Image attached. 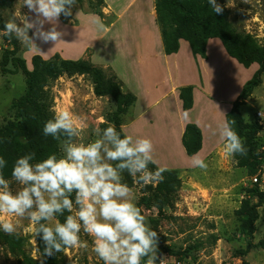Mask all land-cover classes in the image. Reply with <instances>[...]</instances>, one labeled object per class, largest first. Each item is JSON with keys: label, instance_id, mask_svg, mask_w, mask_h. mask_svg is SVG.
Here are the masks:
<instances>
[{"label": "rangeland", "instance_id": "1", "mask_svg": "<svg viewBox=\"0 0 264 264\" xmlns=\"http://www.w3.org/2000/svg\"><path fill=\"white\" fill-rule=\"evenodd\" d=\"M217 3L227 11L228 22L234 29L251 34L264 45V0H217ZM1 13L5 20L15 15L17 23H20L19 19H22V16L34 17V14L23 6V0H14ZM94 15L96 14L91 13L87 0H79L72 8L73 25L77 23L87 25L92 29L94 36L98 34L104 38L106 34L104 24L110 22L112 17H105L103 19L105 23H103L99 16L96 18L97 15ZM49 27L51 25L45 24V30ZM89 33L83 36V41L91 37L92 34ZM1 34L0 32V127L12 119V102L25 90V80L20 72H2V54L9 46L2 40ZM31 34L30 30L29 35ZM35 43L39 51L19 42L17 56L25 61L28 69H31L30 60L33 55H39L46 60L54 56L69 60L86 59L100 67L106 75L116 76L122 84L123 91L140 90L137 85L134 59L130 62L129 58L120 55L122 53L120 51L113 50L107 56L96 51L91 59L88 54L85 57L74 55L75 57L65 58L58 51V43L56 45L51 42L42 43L39 40ZM105 65L107 66L103 67ZM7 69L12 70V67L7 66ZM260 79V85L253 90L240 111L245 122H259L262 127L264 119L256 118V113L261 112L264 116V72L261 73ZM46 85L53 99L51 108L53 116L58 111H70L78 122L82 121L84 129L81 140L83 142L86 143L95 138L93 135L95 127L103 129L113 125L112 117L118 105L111 96L96 97L88 75H64L47 80ZM130 108L119 115L122 123L130 118ZM168 121V116L159 118L157 124L165 122V128L170 131L173 126H169L170 121ZM169 143L170 154L162 152L153 154L156 165L166 169L193 167L190 158L182 155L180 150L173 149L174 142L170 136ZM224 144L216 153L204 160L207 164L205 170L198 167L178 170L180 183L168 206L160 210L155 207L142 208V214L159 235L156 264H161V261L162 264H264V249L256 246L258 242L264 241V201L257 208L258 219L255 223V232L249 240L239 234L238 221L234 215V211L244 198L246 189L257 183L264 193V159L257 175L250 176L245 168L237 166L233 156L226 153ZM256 145L259 153L264 155V134L256 137ZM256 176L259 177L257 182ZM5 179L11 182L10 187L13 192L21 187L11 176ZM122 182L134 189L136 203L143 196H152L157 185H134L132 178L126 172L123 173ZM151 200L154 201V198L152 197ZM252 202L256 203L257 199H253ZM0 221H12L16 224L14 235L24 239V250L27 255L36 264H41L43 260L38 251L39 237L35 239L33 236L31 231L33 226L30 221L27 218L2 212H0ZM80 236L82 241L87 242L88 247L87 249H69L66 253L61 252L67 264H103L93 251L92 237L83 231ZM17 259L0 246V264H17Z\"/></svg>", "mask_w": 264, "mask_h": 264}, {"label": "clouds", "instance_id": "2", "mask_svg": "<svg viewBox=\"0 0 264 264\" xmlns=\"http://www.w3.org/2000/svg\"><path fill=\"white\" fill-rule=\"evenodd\" d=\"M76 3L23 0V6L34 17L22 16L17 23L13 15L4 22L2 34L10 39L14 36L22 45L38 51L36 40L56 45L65 35L58 30L59 18L71 16ZM207 4L214 13H223L217 0H207ZM45 24L51 27L45 30ZM184 117L188 118L187 112ZM234 124L235 120L226 119L219 128L220 138L229 156H246L247 148ZM83 129V122H78L70 111H58L47 120L43 135L56 140L62 154L51 153L36 162L34 152L17 158L11 177L21 187L15 192L4 177L7 161L0 156V212L30 221L33 236L43 242L42 257L87 249V242L80 236L83 231L92 237L93 251L103 264H156L158 232L137 206L134 189L122 182L125 172L134 185L155 186L163 181L166 168H149L156 164L152 141L131 135L122 138L116 127L109 125L95 127V138L85 143L81 140ZM24 142H28L26 138ZM191 164L207 168L198 155L192 157ZM61 216L63 222L58 219ZM0 230L13 235L16 224L0 221Z\"/></svg>", "mask_w": 264, "mask_h": 264}, {"label": "trees", "instance_id": "3", "mask_svg": "<svg viewBox=\"0 0 264 264\" xmlns=\"http://www.w3.org/2000/svg\"><path fill=\"white\" fill-rule=\"evenodd\" d=\"M79 1V0H77ZM14 0H0V32L4 29L6 21L2 16V10L10 6ZM91 13L104 19L103 0H87ZM156 22L159 27L160 37L165 55L178 52L179 41L185 40L194 56L205 57L206 43L211 38H217L222 43L226 53L235 59L244 68L252 64L258 65V70L248 80L239 96L232 103L225 120H235L232 125L234 130L243 140L247 148V155H233L238 167L245 168L250 176L257 175L264 155L259 153L256 145V137L262 127L259 122L247 123L241 115L240 108L246 103L253 90L260 85V75L264 72V45L249 33L237 31L228 22V13L223 8L222 14L214 13L207 0H155L154 4ZM66 23H72L71 16H60ZM2 40L9 46L2 54V72H20L25 80V90L22 95L13 100L12 119L0 127V156L6 161L3 169L4 177L11 176L13 165L17 158L29 152L36 154L35 161L47 157L51 153L60 155L59 144L52 137H45L42 129L45 122L52 119V97L46 82L64 75H88L93 84V93L96 97L111 96L118 105L112 117V124L123 138L121 131V119L119 115L126 112L135 102V96L122 89L121 82L114 75H106L98 66L90 60L60 59L54 56L51 59H43L39 55H33L30 60L31 69H28L25 61L18 57L19 42L13 36L11 39L1 34ZM11 66L12 70H8ZM179 99L182 110L187 111L192 107V87L185 86L179 89ZM25 138L27 143L24 142ZM181 143L185 154L189 157L197 154L201 149V134L195 124H186L181 137ZM150 170H155L156 165H149ZM164 179L156 185L152 196H143L137 201V206L144 209L157 208L158 210L168 206L173 199V194L179 186L178 170L167 169L163 173ZM259 177L256 176L257 182ZM154 198V201L151 198ZM257 199L253 203V199ZM264 201V193L257 183L245 190L244 198L239 207L234 211L238 221V231L245 239H250L255 232V223L258 219L257 208ZM68 213H65L67 215ZM63 222L64 217H58ZM0 246L17 259V264H36L24 250V239L18 235H8L0 230ZM264 249V241L256 245ZM43 242L38 241V251L43 264H67L62 253L52 257H42Z\"/></svg>", "mask_w": 264, "mask_h": 264}, {"label": "crops", "instance_id": "4", "mask_svg": "<svg viewBox=\"0 0 264 264\" xmlns=\"http://www.w3.org/2000/svg\"><path fill=\"white\" fill-rule=\"evenodd\" d=\"M103 1L104 16L112 17L108 23L100 19L105 23L104 38L98 34L94 36L87 25H73L74 12L72 23H63L59 18V30L65 33L58 43L60 55L70 58L88 54L91 59L96 51L107 56L114 50L122 52L120 55L129 58L130 62L134 59L140 90L126 91L135 96V102L130 108V118L121 125L124 136L150 139L153 154L171 153L170 136L173 149L187 156L181 137L186 124L191 123L201 134V149L193 156L205 160L216 153L225 143L219 135L220 125L258 65L254 63L244 68L228 56L217 38L207 41L204 58L194 56L185 40L179 41L177 53L165 55L156 22L155 0ZM88 32L93 36L83 41ZM185 86L192 87V107L187 111L182 110L179 99V89ZM185 112L188 113L187 119ZM167 116L169 126H173L170 131L165 128V122L157 124L159 118ZM263 134L262 125L258 135ZM193 156L187 157L192 159Z\"/></svg>", "mask_w": 264, "mask_h": 264}, {"label": "built area", "instance_id": "5", "mask_svg": "<svg viewBox=\"0 0 264 264\" xmlns=\"http://www.w3.org/2000/svg\"><path fill=\"white\" fill-rule=\"evenodd\" d=\"M256 118H258V119H264V116H263V114L261 112H257L256 113Z\"/></svg>", "mask_w": 264, "mask_h": 264}]
</instances>
